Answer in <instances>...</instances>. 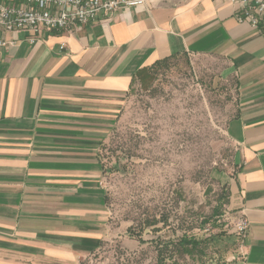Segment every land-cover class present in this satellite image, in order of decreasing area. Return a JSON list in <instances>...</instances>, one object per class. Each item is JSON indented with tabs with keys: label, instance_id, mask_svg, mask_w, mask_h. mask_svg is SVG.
Returning a JSON list of instances; mask_svg holds the SVG:
<instances>
[{
	"label": "crops",
	"instance_id": "1",
	"mask_svg": "<svg viewBox=\"0 0 264 264\" xmlns=\"http://www.w3.org/2000/svg\"><path fill=\"white\" fill-rule=\"evenodd\" d=\"M9 32L0 48V264H78L102 247L110 211L102 155L136 78L171 57L214 58L237 82L231 205L264 264V18L223 0H144L104 21ZM65 47L63 48V45Z\"/></svg>",
	"mask_w": 264,
	"mask_h": 264
},
{
	"label": "rangeland",
	"instance_id": "2",
	"mask_svg": "<svg viewBox=\"0 0 264 264\" xmlns=\"http://www.w3.org/2000/svg\"><path fill=\"white\" fill-rule=\"evenodd\" d=\"M224 69L180 55L136 78L102 151L108 234L78 264H246L229 189L237 82ZM184 236L192 252L173 254Z\"/></svg>",
	"mask_w": 264,
	"mask_h": 264
},
{
	"label": "built area",
	"instance_id": "3",
	"mask_svg": "<svg viewBox=\"0 0 264 264\" xmlns=\"http://www.w3.org/2000/svg\"><path fill=\"white\" fill-rule=\"evenodd\" d=\"M236 6L240 22L257 27L264 18V0H223ZM144 0H0V48L12 45L5 33L27 31L28 40L34 43L45 32H61L82 28L95 22L100 14L109 21L119 10L137 7ZM65 44L63 45V48ZM249 221L239 217L236 231L245 236Z\"/></svg>",
	"mask_w": 264,
	"mask_h": 264
},
{
	"label": "trees",
	"instance_id": "4",
	"mask_svg": "<svg viewBox=\"0 0 264 264\" xmlns=\"http://www.w3.org/2000/svg\"><path fill=\"white\" fill-rule=\"evenodd\" d=\"M164 61V60H163ZM163 61H160L156 64H159ZM192 245V247H190ZM197 246V245H196ZM195 247V244L192 242L191 239H188L186 236H184L182 239L179 240V243L174 247L173 249V254H178V253H186V252H192L193 248ZM163 249L159 250V258H163L164 253Z\"/></svg>",
	"mask_w": 264,
	"mask_h": 264
}]
</instances>
